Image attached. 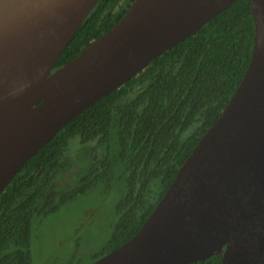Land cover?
I'll use <instances>...</instances> for the list:
<instances>
[{
	"label": "water",
	"instance_id": "1",
	"mask_svg": "<svg viewBox=\"0 0 264 264\" xmlns=\"http://www.w3.org/2000/svg\"><path fill=\"white\" fill-rule=\"evenodd\" d=\"M100 0H0V193L64 125L237 0H133L53 70ZM245 73L139 230L89 264H264V0Z\"/></svg>",
	"mask_w": 264,
	"mask_h": 264
},
{
	"label": "trees",
	"instance_id": "2",
	"mask_svg": "<svg viewBox=\"0 0 264 264\" xmlns=\"http://www.w3.org/2000/svg\"><path fill=\"white\" fill-rule=\"evenodd\" d=\"M132 1L100 0L53 70L109 31ZM253 41L251 3L237 0L64 125L0 193V264H32L33 222L100 183L121 188L115 225L93 261L128 241L227 105L248 66ZM75 136L93 150L102 147L104 154L53 189L55 178L72 167L69 141ZM189 264H221V256Z\"/></svg>",
	"mask_w": 264,
	"mask_h": 264
},
{
	"label": "rangeland",
	"instance_id": "3",
	"mask_svg": "<svg viewBox=\"0 0 264 264\" xmlns=\"http://www.w3.org/2000/svg\"><path fill=\"white\" fill-rule=\"evenodd\" d=\"M78 141L77 136L69 141L68 155L73 164L71 169L55 178L53 189L64 187L76 172H83L104 154L102 147L98 152L93 150L91 143L79 144ZM65 177L68 180L62 182ZM119 188V184L113 183L106 188L100 183L65 203L57 212L36 219L30 247L32 264L91 263L115 225L114 208L120 196Z\"/></svg>",
	"mask_w": 264,
	"mask_h": 264
}]
</instances>
